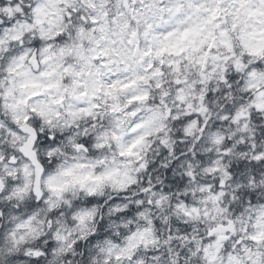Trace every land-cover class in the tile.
Masks as SVG:
<instances>
[{
    "label": "clouds",
    "instance_id": "9594fccd",
    "mask_svg": "<svg viewBox=\"0 0 264 264\" xmlns=\"http://www.w3.org/2000/svg\"><path fill=\"white\" fill-rule=\"evenodd\" d=\"M0 264H264V0H0Z\"/></svg>",
    "mask_w": 264,
    "mask_h": 264
},
{
    "label": "snow or ice",
    "instance_id": "6c2138e0",
    "mask_svg": "<svg viewBox=\"0 0 264 264\" xmlns=\"http://www.w3.org/2000/svg\"><path fill=\"white\" fill-rule=\"evenodd\" d=\"M215 11V10H214Z\"/></svg>",
    "mask_w": 264,
    "mask_h": 264
}]
</instances>
